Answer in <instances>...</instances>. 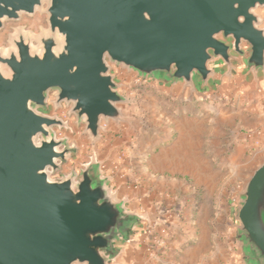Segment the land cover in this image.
Masks as SVG:
<instances>
[{"label":"water","instance_id":"1","mask_svg":"<svg viewBox=\"0 0 264 264\" xmlns=\"http://www.w3.org/2000/svg\"><path fill=\"white\" fill-rule=\"evenodd\" d=\"M44 3L48 31L16 30L0 51V264H125L149 219L117 198L95 152L78 176L51 179L76 149L55 136L66 123L37 109L54 92V108L71 104L94 145L102 121L126 120L107 61L190 92L214 77L216 62L227 77L233 63L264 71L255 14L264 0H0V29ZM235 221L239 262L264 264V161L239 193Z\"/></svg>","mask_w":264,"mask_h":264},{"label":"crops","instance_id":"2","mask_svg":"<svg viewBox=\"0 0 264 264\" xmlns=\"http://www.w3.org/2000/svg\"><path fill=\"white\" fill-rule=\"evenodd\" d=\"M260 15L264 18V9ZM233 66L235 70L227 77L222 63L212 65L214 77L209 79L206 90L218 102L215 104L197 101L196 94L189 95L181 86L163 83L154 92L143 95L155 109L162 107L160 115L167 125L162 136L147 137L142 146L138 168L139 178H145L140 190L142 199L127 198V208L136 211L138 205L141 208L152 205L144 199V194L156 196L155 191L148 190L147 179L164 175L191 178L192 188L202 192L194 227L188 228L183 236L193 244L184 250H175L180 246L181 226L179 222H172L168 230L171 240L164 248L168 258L160 264H200L202 259L215 263L216 258L227 263L223 234L217 228V212L227 209L230 212L225 202L228 194L236 193L238 182L264 161V71L252 74L243 65L233 63ZM218 95L224 101L217 99ZM130 164L129 160L127 165ZM126 174L129 179L134 178L129 169ZM227 179L233 185L229 193ZM122 194L121 197H127ZM229 256L232 260L235 255L229 253ZM127 257L123 258L124 262ZM237 259L236 255L234 260L239 264ZM157 261L153 264H158Z\"/></svg>","mask_w":264,"mask_h":264},{"label":"rangeland","instance_id":"3","mask_svg":"<svg viewBox=\"0 0 264 264\" xmlns=\"http://www.w3.org/2000/svg\"><path fill=\"white\" fill-rule=\"evenodd\" d=\"M46 8L47 4L44 3L42 8L36 10L33 15L21 14L20 18L16 21H3L0 29V51L2 54H8L12 48L9 39L15 34L16 30H21L24 34L32 36V38L39 37L42 33L48 31ZM263 9L264 7H258L255 10V14L258 15L261 21V28H264V18L260 15ZM31 44L35 50L38 48V44L34 39ZM107 63L109 74L118 86V92L127 100L126 103L117 106L120 109L122 117L126 120L117 122L112 120L102 121L100 138L92 145L88 136L84 133V124H77L75 117L69 114L71 104H62L60 107L54 108L52 104L54 92H49L46 108H38L37 112L48 117H55L66 123V129H54L55 136L57 139H66L68 147L73 145L76 149V153L72 154L66 163L61 164L58 171L50 172L49 176L53 180L67 177L72 172L78 176L82 165L89 160L92 152H95L97 161L102 163L100 170L103 176L112 178L109 186L113 190H117V198H122L121 193L124 192L122 195L127 196L126 198L133 197L139 200L142 199L140 190L143 188L142 182L145 180V178H139V154L143 152V144L147 137L162 136L167 125L164 118H161L160 115L162 107L159 106L155 109L143 95L145 92L157 90L160 83L143 79L135 72L128 71L108 61ZM2 71L4 74L8 73L5 68ZM175 86H181L182 90L188 91L189 95L196 94L197 101L204 100L206 102L210 101L213 104L218 103L214 101V97H211L206 90L207 85L201 87L196 84L194 92H190L189 88H183L181 83ZM216 98L224 101L221 95H218ZM169 141H172V139ZM164 143H167V141ZM129 160L132 165H127ZM261 163L262 161L258 163V166ZM128 169L134 178L129 179V176L126 174V170ZM251 175L238 182V191L236 193H229V189L233 185L229 183L230 179L225 180L229 185L227 192L229 196L225 202L230 207V212L228 209L226 211L218 210L217 228L223 234L221 239L228 253L226 264H236V260H234L236 255L239 258V251L235 247L237 237L235 227L236 207L239 203V193L245 187ZM147 180L148 190L155 191L156 196L144 194V199L150 203L152 202V205H148V208L145 206L141 208L138 205V207L136 206V212L137 214L147 216L149 226L145 228V234L138 238L137 243L133 246L134 248L128 247L126 249L124 257H128L125 264H153L155 260H158V264L160 262L163 263L168 258L166 257L168 256L167 249L164 248L170 243L169 240H171L169 238L171 234L168 230L172 222H179L181 226L180 246L175 250H184L193 244L190 238L188 242L183 236L187 233L188 228H192V225L194 227V223L198 217L202 199L201 190L198 188L193 189L191 185L192 179L187 177H167L164 175L162 178ZM139 184L141 187L138 186ZM125 207L128 209L126 204ZM149 229L151 230L150 235L147 234ZM153 238L157 239L158 244L154 243ZM229 253L235 255L232 260L229 259ZM131 259H135L133 260L134 263H131ZM214 262L204 259L200 260V264H219V262L223 264L219 258H216ZM237 262L241 264L238 259Z\"/></svg>","mask_w":264,"mask_h":264},{"label":"built area","instance_id":"4","mask_svg":"<svg viewBox=\"0 0 264 264\" xmlns=\"http://www.w3.org/2000/svg\"><path fill=\"white\" fill-rule=\"evenodd\" d=\"M147 234H148V235L151 234V230H150V229L147 231ZM153 241H154L155 244H158V241H157L156 238H153Z\"/></svg>","mask_w":264,"mask_h":264}]
</instances>
